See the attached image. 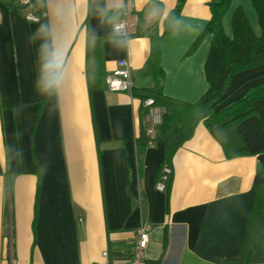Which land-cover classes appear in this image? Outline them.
Here are the masks:
<instances>
[{
    "label": "crops",
    "instance_id": "crops-1",
    "mask_svg": "<svg viewBox=\"0 0 264 264\" xmlns=\"http://www.w3.org/2000/svg\"><path fill=\"white\" fill-rule=\"evenodd\" d=\"M208 1L182 0L165 32L177 0H35L37 21L0 0V264H129L142 223L151 227L148 264H264L244 246L264 154L227 158L202 111L136 151L145 106L132 89L154 85L151 35L165 96L194 103L207 89ZM229 2L225 35L239 8L258 36L251 1ZM124 4L136 24L116 37ZM53 37L62 65L47 84L42 45ZM119 59L130 91L104 86ZM229 81L223 102L264 81V64Z\"/></svg>",
    "mask_w": 264,
    "mask_h": 264
},
{
    "label": "trees",
    "instance_id": "trees-1",
    "mask_svg": "<svg viewBox=\"0 0 264 264\" xmlns=\"http://www.w3.org/2000/svg\"><path fill=\"white\" fill-rule=\"evenodd\" d=\"M230 0H209V19L202 28L203 33L211 34V41L204 62V74L207 89L194 103L183 102L165 96L158 82L161 71L157 65L158 35H151V61L154 85L148 88L133 90L142 102L152 98L154 103L163 107L162 121L156 130V138L170 136L196 112L202 111V122L221 145L227 158L264 154V81L250 85L241 96L223 102L229 80L238 71L264 64V0H250L257 14L260 34L256 36L243 12L238 8L232 13V39L225 35L222 18ZM180 2L163 20V31L171 29L180 10ZM91 68V77H94ZM105 74L102 77L103 83ZM142 107L141 119L145 113ZM141 126L136 137L138 154L149 145V139ZM171 151L165 153L163 164H167ZM261 182L257 184L253 205L246 220L244 246H251L254 259L264 261V171ZM168 177V176H167ZM164 184L162 190H167Z\"/></svg>",
    "mask_w": 264,
    "mask_h": 264
},
{
    "label": "built area",
    "instance_id": "built-area-1",
    "mask_svg": "<svg viewBox=\"0 0 264 264\" xmlns=\"http://www.w3.org/2000/svg\"><path fill=\"white\" fill-rule=\"evenodd\" d=\"M18 5L24 7L23 16L29 21H37L39 13L36 12L35 0H15ZM133 17L132 8L128 4H124L122 16L111 23V32L116 37H126L131 27L135 26L136 20ZM129 64L126 59H119L116 62L114 70L109 71L104 78L106 88L112 91H130L132 88L131 74L129 72ZM146 107V113L143 117V128L148 137L149 142H153L156 138V130L162 121L164 113L163 107L154 103L152 98H146L143 101ZM167 171V169H166ZM158 189L164 187L163 182L157 184ZM150 225L147 223L140 224L136 230L135 242L131 250L129 264H148L145 255L147 241H149Z\"/></svg>",
    "mask_w": 264,
    "mask_h": 264
},
{
    "label": "clouds",
    "instance_id": "clouds-1",
    "mask_svg": "<svg viewBox=\"0 0 264 264\" xmlns=\"http://www.w3.org/2000/svg\"><path fill=\"white\" fill-rule=\"evenodd\" d=\"M42 54L45 59L43 64L45 79L47 84H51L55 79V70L59 69L62 65V52L55 37H53L51 47L47 43L42 45Z\"/></svg>",
    "mask_w": 264,
    "mask_h": 264
},
{
    "label": "rangeland",
    "instance_id": "rangeland-1",
    "mask_svg": "<svg viewBox=\"0 0 264 264\" xmlns=\"http://www.w3.org/2000/svg\"><path fill=\"white\" fill-rule=\"evenodd\" d=\"M159 125H160V124H159ZM159 125H158V126H159ZM158 126H157V127H158Z\"/></svg>",
    "mask_w": 264,
    "mask_h": 264
}]
</instances>
